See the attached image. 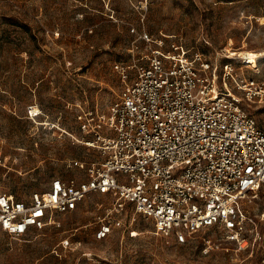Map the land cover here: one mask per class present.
Here are the masks:
<instances>
[{"label": "rangeland", "instance_id": "obj_1", "mask_svg": "<svg viewBox=\"0 0 264 264\" xmlns=\"http://www.w3.org/2000/svg\"><path fill=\"white\" fill-rule=\"evenodd\" d=\"M144 32L219 63L227 49L257 51L264 75V0H0L5 189L28 197L55 175H81L70 159L100 157L81 141L92 136L81 122L93 124L117 99L123 69L131 76L129 49ZM30 105L38 107L36 115ZM108 203L109 196L92 192L44 227L20 235L0 231V264H248L259 257L258 249L237 250L215 226L176 243L142 216L126 217L122 227L96 239ZM250 207L260 214L264 188Z\"/></svg>", "mask_w": 264, "mask_h": 264}, {"label": "built area", "instance_id": "obj_2", "mask_svg": "<svg viewBox=\"0 0 264 264\" xmlns=\"http://www.w3.org/2000/svg\"><path fill=\"white\" fill-rule=\"evenodd\" d=\"M129 50L131 76L123 69L117 99L93 124L81 122L92 132L81 141L100 157L70 159L81 175H55L28 197L0 180V231L44 227L55 212L74 210L97 192L109 203L96 239L126 217L149 219L176 243L215 226L237 250H259L248 264H264V208L256 215L250 207L264 188V75L257 61L227 49L219 63L147 32Z\"/></svg>", "mask_w": 264, "mask_h": 264}, {"label": "bare ground", "instance_id": "obj_3", "mask_svg": "<svg viewBox=\"0 0 264 264\" xmlns=\"http://www.w3.org/2000/svg\"><path fill=\"white\" fill-rule=\"evenodd\" d=\"M240 56H244V58H248L249 61H255L256 56L259 55V53L257 51H253V50H243L239 52ZM253 64V63H252ZM30 115H36V112L38 111V107L32 106L30 109ZM53 126V125H51Z\"/></svg>", "mask_w": 264, "mask_h": 264}]
</instances>
